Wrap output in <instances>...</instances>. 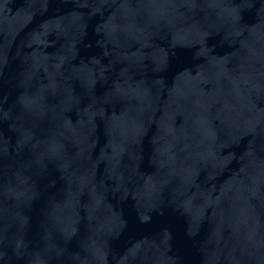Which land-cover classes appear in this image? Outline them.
Returning <instances> with one entry per match:
<instances>
[{"label":"water","instance_id":"1","mask_svg":"<svg viewBox=\"0 0 264 264\" xmlns=\"http://www.w3.org/2000/svg\"><path fill=\"white\" fill-rule=\"evenodd\" d=\"M0 264H264V0H0Z\"/></svg>","mask_w":264,"mask_h":264}]
</instances>
